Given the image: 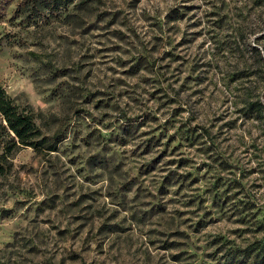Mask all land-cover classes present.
Returning <instances> with one entry per match:
<instances>
[{
  "label": "rangeland",
  "instance_id": "374dc122",
  "mask_svg": "<svg viewBox=\"0 0 264 264\" xmlns=\"http://www.w3.org/2000/svg\"><path fill=\"white\" fill-rule=\"evenodd\" d=\"M0 0V85L55 151L0 176V264H264V0Z\"/></svg>",
  "mask_w": 264,
  "mask_h": 264
},
{
  "label": "trees",
  "instance_id": "16d2710c",
  "mask_svg": "<svg viewBox=\"0 0 264 264\" xmlns=\"http://www.w3.org/2000/svg\"><path fill=\"white\" fill-rule=\"evenodd\" d=\"M22 1L27 3L32 0ZM71 2L73 0H54V7L59 4L66 6ZM52 140L42 134L31 110L16 104L0 85V176L10 170L12 155L18 148L32 147L38 152H51L57 149V140Z\"/></svg>",
  "mask_w": 264,
  "mask_h": 264
}]
</instances>
